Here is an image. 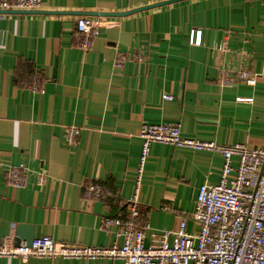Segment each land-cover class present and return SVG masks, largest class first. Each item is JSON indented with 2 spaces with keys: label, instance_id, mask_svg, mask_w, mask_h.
Instances as JSON below:
<instances>
[{
  "label": "crops",
  "instance_id": "1",
  "mask_svg": "<svg viewBox=\"0 0 264 264\" xmlns=\"http://www.w3.org/2000/svg\"><path fill=\"white\" fill-rule=\"evenodd\" d=\"M164 1L41 0L38 13L0 15V244L14 243L17 227L28 225L33 240L110 246L113 231L102 222L128 212L122 207L135 193L143 125H178L183 138L264 148V0H182L95 17L102 26L88 50L75 33L84 16L44 14L124 13ZM192 31L201 32V45L191 44ZM241 71L256 76L253 87L238 79ZM222 76L232 84L221 86ZM65 127L80 129L75 146ZM18 166L25 174L19 188L5 178ZM221 168L219 153L151 145L137 193L146 245L189 217L199 187L216 185ZM38 174L45 175L41 186ZM89 186L102 193L88 194ZM186 229L198 230L190 219Z\"/></svg>",
  "mask_w": 264,
  "mask_h": 264
},
{
  "label": "built area",
  "instance_id": "2",
  "mask_svg": "<svg viewBox=\"0 0 264 264\" xmlns=\"http://www.w3.org/2000/svg\"><path fill=\"white\" fill-rule=\"evenodd\" d=\"M41 0H0V11H34ZM102 21L95 17H79L75 33L80 47L88 50L97 37ZM191 44L201 45V32L192 31ZM224 51V48H220ZM124 57L119 54L115 65ZM238 79L249 87L256 84V76L241 71ZM232 78L220 77L221 86H229ZM165 100H172L169 95ZM251 103L252 99H236ZM64 138L75 146L80 135L77 127H65ZM141 142L139 169L134 196L126 202L127 216L106 218L102 228L112 229L114 241L108 247L56 243L49 237L34 239L30 246H15L11 238L0 244V259H16L27 263L31 258L63 260H120L124 264H264V148L250 149L245 145H216L196 139L183 138L178 125H143L138 134ZM152 144L170 145L200 152H215L222 157L219 182L199 187L195 205L189 217H183L175 231L153 235L145 244V226L139 221L137 193L143 166ZM237 159V166L232 159ZM23 166L13 167L6 174V182L13 187L25 185ZM45 175L38 174L37 184L43 185ZM88 194L102 193L89 186ZM191 220L198 228L187 232ZM171 239V241H170Z\"/></svg>",
  "mask_w": 264,
  "mask_h": 264
},
{
  "label": "water",
  "instance_id": "3",
  "mask_svg": "<svg viewBox=\"0 0 264 264\" xmlns=\"http://www.w3.org/2000/svg\"><path fill=\"white\" fill-rule=\"evenodd\" d=\"M182 0H168L161 3L141 7L138 9H134L131 11H127L124 13H91V12H79V13H66V12H44V14H52V15H66V14H76L79 16H94V17H122L127 16L133 13L150 10L153 8H158L161 6L169 5ZM30 13H38L36 11H0V15L7 14H30ZM24 242L27 246H30L33 241V231L32 227L28 225H19L16 229V234L14 237V245L19 246L21 242Z\"/></svg>",
  "mask_w": 264,
  "mask_h": 264
},
{
  "label": "trees",
  "instance_id": "4",
  "mask_svg": "<svg viewBox=\"0 0 264 264\" xmlns=\"http://www.w3.org/2000/svg\"><path fill=\"white\" fill-rule=\"evenodd\" d=\"M126 207V205H124L122 208L124 209ZM127 214H125L123 217H126Z\"/></svg>",
  "mask_w": 264,
  "mask_h": 264
}]
</instances>
